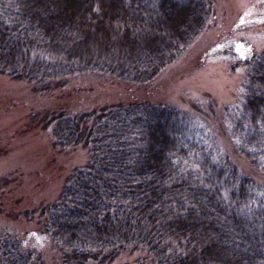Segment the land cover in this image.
Returning a JSON list of instances; mask_svg holds the SVG:
<instances>
[{
	"label": "trees",
	"instance_id": "1",
	"mask_svg": "<svg viewBox=\"0 0 264 264\" xmlns=\"http://www.w3.org/2000/svg\"><path fill=\"white\" fill-rule=\"evenodd\" d=\"M213 10L212 0H0V76L47 95L82 76L148 88L208 30ZM242 67L224 121L234 154L263 182L221 148L205 118L212 101L193 111L132 101L46 118L55 148L89 159L54 202L18 217L37 224L60 264H113L124 253L264 264V48ZM0 264L47 262L0 234Z\"/></svg>",
	"mask_w": 264,
	"mask_h": 264
},
{
	"label": "rangeland",
	"instance_id": "2",
	"mask_svg": "<svg viewBox=\"0 0 264 264\" xmlns=\"http://www.w3.org/2000/svg\"><path fill=\"white\" fill-rule=\"evenodd\" d=\"M208 30L175 65L148 88H134L112 78L82 76L53 94H36L29 85L0 76V234H11L22 247L60 264L59 253L34 222L18 217L54 202L73 171L87 164L80 147L60 150L44 125L55 113L74 115L135 101L172 105L193 111L212 101L205 112L221 148L241 171L263 179L232 149L224 109L239 102L242 65L264 48V0H212ZM200 107V106H199ZM47 118V119H46ZM113 264H151L145 253L122 254Z\"/></svg>",
	"mask_w": 264,
	"mask_h": 264
}]
</instances>
